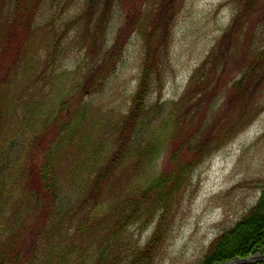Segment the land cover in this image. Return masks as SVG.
I'll return each instance as SVG.
<instances>
[{
    "label": "rangeland",
    "instance_id": "1",
    "mask_svg": "<svg viewBox=\"0 0 264 264\" xmlns=\"http://www.w3.org/2000/svg\"><path fill=\"white\" fill-rule=\"evenodd\" d=\"M35 1L29 56L38 67L28 83L8 76L12 92L23 87L40 102L53 84L71 87L96 69L100 88L75 100L87 104L89 119L119 128L145 56L154 52L145 120L152 127L170 116L174 139L148 173L169 172L175 162L189 160V144L210 140V155L203 153L193 165L167 214L131 223L118 242L101 240L120 254L119 264H200L210 243L249 213L264 188V0H110L105 8L89 0ZM9 2L0 0V37L6 42L0 77L17 65L23 38ZM101 10L103 25L95 34ZM241 79L248 89L236 92ZM114 136L109 134L110 144ZM16 212L10 206L4 229L32 262V231L27 220L15 223ZM79 241L93 255L99 251L92 239Z\"/></svg>",
    "mask_w": 264,
    "mask_h": 264
},
{
    "label": "trees",
    "instance_id": "2",
    "mask_svg": "<svg viewBox=\"0 0 264 264\" xmlns=\"http://www.w3.org/2000/svg\"><path fill=\"white\" fill-rule=\"evenodd\" d=\"M10 1L12 21L21 25L23 38L16 48L17 65L15 61L13 70L9 67L0 77V264H119L120 254L112 251L111 244L103 247L101 240L118 242L131 223L167 214L193 165L203 153L210 155L211 142L189 144V160L181 165L175 162L169 172L154 177L148 173L164 145L174 139L170 116L161 117L152 127L145 120L154 52L145 56L132 106L119 128L89 119L87 104L75 100L100 88L101 73L96 69L71 87L53 84L40 102L23 87L18 95L12 92L11 82L19 77L28 83L38 67L29 56V22L37 2ZM109 1L89 3L102 2L105 8ZM104 15L101 10L95 34ZM5 43L0 37V55ZM10 75L13 81L7 82ZM234 88L245 92L248 86L241 79ZM109 134L115 135L113 144ZM12 205L18 211L15 223L29 222L37 258L32 253V262L23 259L22 248L4 229ZM84 239L96 242L99 251L93 255L83 248L79 240ZM263 255L264 188L249 213L210 243L200 264H263L258 259Z\"/></svg>",
    "mask_w": 264,
    "mask_h": 264
},
{
    "label": "water",
    "instance_id": "3",
    "mask_svg": "<svg viewBox=\"0 0 264 264\" xmlns=\"http://www.w3.org/2000/svg\"><path fill=\"white\" fill-rule=\"evenodd\" d=\"M261 258H263V262H264V255L261 256ZM244 261H249V259H246V260H244ZM231 264H232V263H231Z\"/></svg>",
    "mask_w": 264,
    "mask_h": 264
}]
</instances>
